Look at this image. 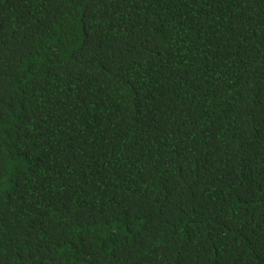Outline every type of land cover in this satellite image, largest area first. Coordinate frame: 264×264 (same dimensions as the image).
<instances>
[{"label":"trees","instance_id":"trees-1","mask_svg":"<svg viewBox=\"0 0 264 264\" xmlns=\"http://www.w3.org/2000/svg\"><path fill=\"white\" fill-rule=\"evenodd\" d=\"M5 264H264V0H0Z\"/></svg>","mask_w":264,"mask_h":264},{"label":"snow or ice","instance_id":"snow-or-ice-1","mask_svg":"<svg viewBox=\"0 0 264 264\" xmlns=\"http://www.w3.org/2000/svg\"><path fill=\"white\" fill-rule=\"evenodd\" d=\"M0 264H5V261L2 257H0Z\"/></svg>","mask_w":264,"mask_h":264}]
</instances>
